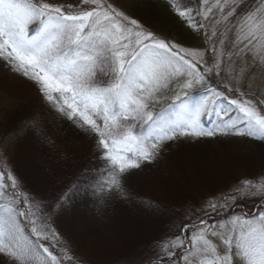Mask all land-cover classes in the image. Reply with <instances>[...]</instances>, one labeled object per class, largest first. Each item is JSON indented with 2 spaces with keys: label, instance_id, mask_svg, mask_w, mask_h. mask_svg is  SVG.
<instances>
[{
  "label": "snow or ice",
  "instance_id": "snow-or-ice-1",
  "mask_svg": "<svg viewBox=\"0 0 264 264\" xmlns=\"http://www.w3.org/2000/svg\"><path fill=\"white\" fill-rule=\"evenodd\" d=\"M167 2L207 42L203 52L160 36L120 0H0V63L37 85L55 119L92 141L96 161L71 175L66 155L54 161L59 171L46 167L50 197L0 165V264H90L55 227L76 203L102 214L113 201H132V172L160 166L181 140L264 142V98L248 91L255 69L264 75V0L247 11L246 0ZM28 132L55 147L38 120L18 134ZM7 152L0 142V162ZM245 200L255 212L241 207ZM141 203L182 217L165 221L147 264H264V177L198 205Z\"/></svg>",
  "mask_w": 264,
  "mask_h": 264
},
{
  "label": "trees",
  "instance_id": "trees-1",
  "mask_svg": "<svg viewBox=\"0 0 264 264\" xmlns=\"http://www.w3.org/2000/svg\"><path fill=\"white\" fill-rule=\"evenodd\" d=\"M142 1L145 8H143L142 14L152 21L159 22L162 19L172 23L177 22V19L178 21H183L169 8L167 0ZM178 2L187 3L188 0H178ZM194 2L195 0H193ZM17 101V106L15 109L13 108L12 114L10 116L5 114L8 117L0 124V142L4 143L11 136L16 139L13 143L14 147L12 146V149L10 148L9 150L10 162L8 170L14 169L15 173L23 179L27 187L36 195L50 197L54 194L53 178L48 176L45 168L59 171L55 167L54 161L60 159L63 155H66L70 161V163L63 166L69 175H71L73 167H83L89 163L90 159L95 164V158L92 157V141L85 138L79 129L72 126L71 122L67 120L61 122L55 119L54 110L48 106L42 95L40 97L39 95L27 96V94L20 92ZM30 120H38L40 122L41 128L54 140V148L46 146L40 137L33 132H28L24 135L18 134L20 127ZM219 138L181 140L172 144L168 152L180 149V147L193 148L199 146L200 143ZM244 138L264 146V142L247 137ZM3 167L5 168V166ZM155 169L158 172L164 170L163 173L169 171L163 163L158 167L149 166L143 168V170H134L129 176L127 187L133 195L132 201H113L102 214L95 211L88 203H76L69 211L56 220L55 227L71 242L76 253L89 261L90 264H120L121 262L132 264L135 261L138 262V260L147 264V259L151 255L150 245L165 234V221L170 220H167V216H158L146 210L141 202L152 200L168 208H172L174 205L178 208L185 203L184 199L172 202V199L157 198L152 192L144 190L138 185V182L141 181L138 177L142 173L150 176L152 183L155 182L160 185L158 182L163 181L162 176L165 173L158 177L156 175L158 173L156 172L155 174L154 172ZM5 170L7 169L5 168ZM196 201L198 200L188 203L196 205L195 203L198 204L200 200ZM241 204L247 211L256 209L253 200H245ZM149 216L156 218L155 222H157V228H160V230L158 229L159 231L153 234L152 232L151 234H139L142 240L138 248L133 250L134 253H128L129 250L124 251L121 249L122 251H120L119 248L113 247L114 241L118 237H126V228L130 226L131 221L136 222V219L139 220L138 218L144 220ZM170 218L179 222L182 217L179 213H176ZM141 220L140 223H142ZM145 221L148 223L150 220ZM146 223L142 224L146 225ZM114 225L119 226V228L117 227L119 230L115 229L114 231ZM26 231L28 230L26 229ZM118 244L120 245V243ZM123 245L125 243H121V246ZM111 247L116 249V252L111 251Z\"/></svg>",
  "mask_w": 264,
  "mask_h": 264
},
{
  "label": "rangeland",
  "instance_id": "rangeland-1",
  "mask_svg": "<svg viewBox=\"0 0 264 264\" xmlns=\"http://www.w3.org/2000/svg\"><path fill=\"white\" fill-rule=\"evenodd\" d=\"M210 2L214 3V0H210ZM120 3L133 5V15L140 18L160 36L174 39L185 47L204 51L207 42L202 39L201 34L190 29L185 22L178 21V19L175 23L163 19L159 22L150 20L142 14L145 9L142 0H120ZM259 3L260 0H246L247 8L245 11L254 9ZM244 14L245 12L240 13L241 16ZM229 37L234 40V34H229ZM248 91L264 98V95H262L264 94V75L261 74L259 68L255 69L253 73L251 87ZM20 92L27 94V96L39 95L40 97L42 95L37 85L0 63V124L12 114L13 108H16ZM15 140L11 136L4 141L8 149L7 163L0 162V165L5 166L7 170L10 162L9 150L12 149V146L14 147ZM164 164L169 169L168 172H164V174V170L158 172L155 169L154 171L155 174L158 173L156 174L158 177L164 174L162 176L163 181L158 182L160 185L155 182L152 183L150 176L145 173L138 177L141 180L138 185L144 190L152 192L157 198L172 199V202L184 199V202L187 203L197 199L200 200V203L209 194L219 195L221 192L229 190L231 185L242 180H256L264 177V146L241 137H220L219 139L200 143L199 146L193 148L180 147L175 151L172 150V152L167 153ZM241 207H243L242 204ZM244 210L247 211L246 208ZM255 211L256 209L253 212ZM138 219H136V222L131 221L130 226L126 228V237H118L114 241V248H119L120 251L129 250L128 253H134L133 250L138 248L142 240L139 234H151V232L153 234L160 230V228H157L156 218L149 216L144 220ZM171 219L168 217L167 220ZM214 219L218 220L220 217ZM140 220L142 223H146L145 220L150 221H148L149 224L146 223L145 225L140 223ZM117 227L119 228L117 225L113 226L114 231L115 229L119 230ZM121 243H125L124 247L121 246ZM113 247H111V251L116 252ZM120 264L128 263L121 262ZM132 264L144 263L138 260V262L135 261Z\"/></svg>",
  "mask_w": 264,
  "mask_h": 264
}]
</instances>
